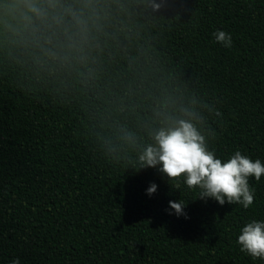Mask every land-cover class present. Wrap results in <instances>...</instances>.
Returning a JSON list of instances; mask_svg holds the SVG:
<instances>
[{
	"label": "trees",
	"instance_id": "1",
	"mask_svg": "<svg viewBox=\"0 0 264 264\" xmlns=\"http://www.w3.org/2000/svg\"><path fill=\"white\" fill-rule=\"evenodd\" d=\"M156 2L0 0V264H264L237 244L264 175L245 209L130 164L189 118L264 164V0Z\"/></svg>",
	"mask_w": 264,
	"mask_h": 264
},
{
	"label": "clouds",
	"instance_id": "2",
	"mask_svg": "<svg viewBox=\"0 0 264 264\" xmlns=\"http://www.w3.org/2000/svg\"><path fill=\"white\" fill-rule=\"evenodd\" d=\"M21 6L25 9L23 14L26 18L29 14H41L32 0H22ZM160 8L161 3L153 0V11H159ZM213 35L223 47H232L229 33L218 30ZM215 114L221 115L219 112ZM203 124V120L194 122L189 118L178 119L171 126L161 127L153 134L154 142L144 147L134 161H130L131 167L136 171L155 168L169 181L183 176L189 188L200 189V199L213 198L220 205L227 202L249 208L254 202V190L249 185V177L254 176L259 182L264 175V164L259 159L253 161L239 151L222 162L209 150ZM156 191L155 183L146 190L149 196ZM185 205L181 201H169L170 209L177 215L184 214ZM237 244L251 258L264 259V221L252 220L247 223L238 236ZM12 264H20L19 258L13 260Z\"/></svg>",
	"mask_w": 264,
	"mask_h": 264
},
{
	"label": "rangeland",
	"instance_id": "3",
	"mask_svg": "<svg viewBox=\"0 0 264 264\" xmlns=\"http://www.w3.org/2000/svg\"><path fill=\"white\" fill-rule=\"evenodd\" d=\"M13 3H14V4H17V3H18V0H13Z\"/></svg>",
	"mask_w": 264,
	"mask_h": 264
}]
</instances>
